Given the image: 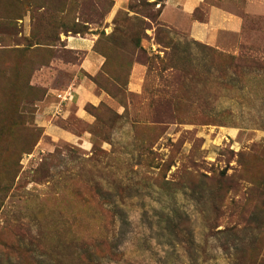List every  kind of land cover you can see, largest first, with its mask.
Listing matches in <instances>:
<instances>
[{
  "label": "rangeland",
  "instance_id": "rangeland-1",
  "mask_svg": "<svg viewBox=\"0 0 264 264\" xmlns=\"http://www.w3.org/2000/svg\"><path fill=\"white\" fill-rule=\"evenodd\" d=\"M163 2L0 0V264H264V0L212 45Z\"/></svg>",
  "mask_w": 264,
  "mask_h": 264
},
{
  "label": "crops",
  "instance_id": "crops-1",
  "mask_svg": "<svg viewBox=\"0 0 264 264\" xmlns=\"http://www.w3.org/2000/svg\"><path fill=\"white\" fill-rule=\"evenodd\" d=\"M204 4L205 0H164L158 20L166 26L184 30L191 38L209 45L216 42L220 31L233 34L242 32L243 20L217 5L208 6L204 22L196 21L193 13ZM67 45L69 49L84 54L81 68L86 73L92 74L100 69L103 59L92 51L91 41L73 38L67 41ZM144 73V67L140 65L132 67L128 80L129 91L135 92L141 87ZM74 80H77L76 76ZM70 92L71 97L75 96L74 104L77 106L75 115L79 118L86 119L83 108L87 104L95 105L104 102L113 106L112 99L105 94H96L85 81H79L77 84L73 82ZM57 133L59 134L58 131Z\"/></svg>",
  "mask_w": 264,
  "mask_h": 264
}]
</instances>
